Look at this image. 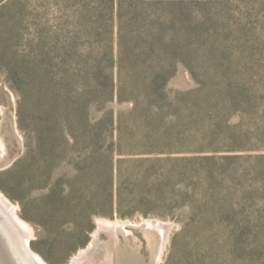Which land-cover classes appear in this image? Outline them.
Here are the masks:
<instances>
[{"label":"rangeland","instance_id":"rangeland-1","mask_svg":"<svg viewBox=\"0 0 264 264\" xmlns=\"http://www.w3.org/2000/svg\"><path fill=\"white\" fill-rule=\"evenodd\" d=\"M188 3L194 16L193 61L190 68L179 66L169 89L201 88L208 97L215 96L218 100L220 96L216 93H224L229 85L251 83L259 87L264 84V0H188ZM94 19L98 33L94 34L91 45L101 56L117 53L119 36L130 40L134 35L118 34L116 19L113 28L112 22L106 19ZM92 21L85 16L82 0H0V175L11 170L25 154L31 156V173L23 178L20 191L16 193L27 197L26 215L44 221L46 225L41 227L25 219L23 204L12 200L1 189L0 196L30 229L32 252L44 264H50L32 246L33 242L43 238V251L55 261L62 260L69 244L81 243L86 238L77 229L89 230L93 225L86 245L64 263L71 264L81 251L93 244L100 221L106 220L125 223L133 234L121 235V241L114 247V244L106 245L109 237L101 230L99 241L104 244L100 242L96 247L101 246L103 252L93 260L96 264H153L160 250L159 264H165L172 257V264H188L189 248L195 246L193 240L186 234L174 239L175 233L184 225L188 230L194 227L211 229L218 223L215 215L224 210L241 218V229L247 224L253 231L257 226L264 229V150L259 149L218 153L210 157L211 160L178 164V168L188 173L191 192L183 194L176 203L169 202L166 185L156 189L149 184L141 190H133L130 182L123 184L124 196L145 199L135 203L123 201L118 211L112 209L110 201H102L101 188L93 181L89 184L91 191L88 194L92 202L79 217L72 216L60 198L56 205L47 198L51 188H58L56 184L61 178H65L61 185L67 184L77 165L64 156L58 158L52 177L45 176L42 171L46 167L38 157L39 143L42 136L49 138L51 134L39 111L38 82L35 80L37 58H53V54L68 49L69 43L73 49L82 51L91 35ZM43 67L48 68V65ZM113 73L117 75V68ZM103 106L102 110L113 111L115 116L121 112L126 116L132 108L131 103L119 102L117 98ZM102 114L99 112L97 116ZM198 114L200 118L191 123V144L203 137H214L219 141L229 134H241L242 138L246 136L252 142L261 140L264 143V119L254 112L244 115L239 112L228 123L221 121L215 112L199 110ZM123 122L125 144H138L142 139L141 123L137 118H123ZM218 122L224 130L215 128ZM108 130H112L110 123L103 126L102 131ZM109 134L106 145H112L113 138L108 137ZM58 143L60 153H63L64 142ZM79 181L78 178L77 187L83 185ZM99 210L104 214L95 213ZM244 216L253 222L246 223ZM148 221L156 225L163 223L167 227V239H163L159 230L146 226ZM168 224L172 225L171 229ZM246 240L251 241L252 237L244 235L241 245L246 244ZM261 263L264 261L258 264ZM213 264L220 262L216 259ZM227 264H241V256L236 255Z\"/></svg>","mask_w":264,"mask_h":264},{"label":"trees","instance_id":"trees-1","mask_svg":"<svg viewBox=\"0 0 264 264\" xmlns=\"http://www.w3.org/2000/svg\"><path fill=\"white\" fill-rule=\"evenodd\" d=\"M82 2L85 16L93 20L85 48L77 51L69 43L68 49L53 54V58H37L35 68L39 111L51 134L49 138L42 136L39 143L38 157L46 167L42 171L45 176L52 177L58 158L64 156L77 165L75 174L67 179L68 185H61L65 179L61 178L56 184L58 188L49 190L47 198L55 205L59 204L60 198L72 216L83 215L92 202L88 196L91 181L99 184L102 201H110L115 211L123 201L135 203L145 199L142 196L127 199L123 194L124 182H130L133 190H141L149 184L156 189L166 185L169 202L176 203L183 194L191 192L188 173L178 168V164L211 160L210 157L218 153L264 150L261 140L252 142L246 136L242 138L241 134H229L219 141L214 137H203L191 144V123L200 118L199 110L218 113L220 120L226 123L239 112L241 115L254 112L264 119V84L259 87L251 83L229 85L224 93H216L220 96L218 100L215 96L208 97L201 88L188 91L169 89L179 66L189 67L193 61L194 16L188 0ZM94 18L112 22V28L116 19L118 34L134 35L130 40L119 36L117 53L110 57L107 54L101 56L91 45L94 34L98 33ZM44 64L48 68H44ZM115 68L116 76L113 73ZM197 97L199 99L195 101ZM114 98L132 104L128 115L121 112L115 116L113 111L102 110L103 105ZM99 112L103 114L97 116ZM123 118H137L141 123L142 139L138 144H125ZM107 123L112 130L103 132ZM215 128L224 130L219 122ZM109 132L108 137L114 140L112 145H106ZM60 140L64 142L63 153H60ZM30 157L25 154L11 170L1 173L0 178L4 179L0 189L12 200L23 204L25 219L42 227L46 225L44 221L26 215L27 197L16 193L20 191L23 178L31 173ZM78 178L80 185L83 184L80 187L76 185ZM95 213L104 214L102 210ZM214 218L218 223L211 229L194 227L188 230L184 225L175 233V240L185 234L193 240L195 246L189 248L188 264H213L216 259L220 264H227L236 255L241 256V264L264 261L262 227L257 226L253 231L247 224L241 229V218L224 210ZM243 218L246 223L253 222L248 216ZM92 228L93 225L89 230L77 229L86 238L81 243L69 244L62 260L55 261L43 251V238L33 242L32 246L50 264H64L86 245ZM246 234L252 240L241 245ZM172 260L173 257L167 259L165 264H172Z\"/></svg>","mask_w":264,"mask_h":264},{"label":"bare ground","instance_id":"bare-ground-1","mask_svg":"<svg viewBox=\"0 0 264 264\" xmlns=\"http://www.w3.org/2000/svg\"><path fill=\"white\" fill-rule=\"evenodd\" d=\"M146 224V226L150 229H156L159 230L160 233L162 232L163 239L165 240L167 227H165L163 223H157L156 225L154 222L148 221ZM126 226L127 225L125 223L101 220L99 223V230L96 232V239L93 244H91L87 249L81 251L72 260L71 264H96L97 261L93 260L101 256V252H103V248L101 246L96 247V245L101 242L99 241V234H101L100 231H105L109 237L107 242L108 244L106 245L110 244L111 246L114 244L113 246L115 247L118 246L119 241H121V235L127 236L133 234L132 230L128 229ZM0 228V233L6 235L8 238L5 239L4 242H0V264H44L30 249V229H28L27 226L19 220V217L16 215L13 208L3 198V196H0ZM101 243L104 244L103 242ZM161 253L162 252L160 250V253L156 257L153 264H159L158 262Z\"/></svg>","mask_w":264,"mask_h":264},{"label":"water","instance_id":"water-1","mask_svg":"<svg viewBox=\"0 0 264 264\" xmlns=\"http://www.w3.org/2000/svg\"><path fill=\"white\" fill-rule=\"evenodd\" d=\"M171 228H172V225H170V229H171ZM0 230H1V228H0ZM1 232H2V231H1ZM5 239H8L7 236L4 235V234H2V233H0V242H4Z\"/></svg>","mask_w":264,"mask_h":264}]
</instances>
